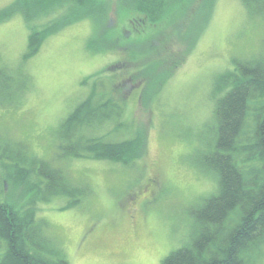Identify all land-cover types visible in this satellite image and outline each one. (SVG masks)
Listing matches in <instances>:
<instances>
[{"label": "rangeland", "instance_id": "1", "mask_svg": "<svg viewBox=\"0 0 264 264\" xmlns=\"http://www.w3.org/2000/svg\"><path fill=\"white\" fill-rule=\"evenodd\" d=\"M13 1L0 0V9ZM108 1L107 30L120 50L92 51L97 24L88 18L50 35L37 54L26 57L30 29L23 16L0 23V68L8 67L14 77L28 80L19 103L4 100L0 105V144L20 146L27 157L37 158L38 165L59 170L64 175L59 182L65 185L91 189L81 197L53 194L37 167L38 174L30 177L35 185L16 188L3 175L0 160V198L14 197L17 206L35 204L37 217L47 222L46 235L64 252L68 264H163L166 256L189 243L190 210L218 189L217 176L198 161L201 153L214 150L215 109L222 96L215 83L235 62L261 56L264 17L249 12L242 0H213L211 17L194 50L173 70L161 93L145 101L141 95L147 80L130 79L138 63L127 64L129 44L147 38L144 48L157 46L145 63L157 61L161 72L174 68L175 55L185 46L174 36L165 44L156 27L143 23V14L119 0ZM119 59L118 66L127 68L122 125L108 120L102 127L88 128L87 135L98 137L107 131L111 141H123L142 133V159L128 166L59 157L60 125L89 97L97 78L102 79L98 85L107 84L110 76L104 70ZM114 78L121 76L115 73ZM100 85L97 97L103 95ZM152 179L159 183L152 184ZM256 264H264V250Z\"/></svg>", "mask_w": 264, "mask_h": 264}, {"label": "trees", "instance_id": "2", "mask_svg": "<svg viewBox=\"0 0 264 264\" xmlns=\"http://www.w3.org/2000/svg\"><path fill=\"white\" fill-rule=\"evenodd\" d=\"M242 1L249 12L264 17V0ZM197 2L199 0H119L122 6L143 14V23L156 27L157 33L163 34L165 44L174 36L185 46L182 53L175 55L174 68L161 72L157 61L145 63L150 55L157 53V46L151 44L144 48L147 38L137 43L141 45L129 44L127 64L138 63L130 79L144 77L147 80L141 95L145 101L161 93L165 81L194 50L204 32L213 0H203L196 8ZM110 11L108 0H14L0 9V23L23 16L30 29L26 53V57H30L39 52L50 35L90 18L97 24L96 38L90 41L92 51L107 52L120 50L107 30ZM184 21L188 22L187 27L183 26ZM121 63L119 59L104 70L110 77L106 85H99L106 99L103 95L97 97V81H102L97 78L89 97L60 125L56 135L59 157L109 160L128 166L142 159L145 152L142 133L123 141H111L107 131L98 137L87 135L88 128L100 124L102 127L108 120H119L118 125H122L123 97L128 94L124 92L123 83L127 79L123 75L127 68L119 67ZM115 73L121 78L115 79ZM217 78L215 87L222 96L215 109L214 150L201 153L198 161L203 170L217 176L218 189L190 210L191 239L186 246L166 256L163 264H256L263 254L264 50L257 60L237 61L233 69ZM27 81L22 76L14 77L8 67L0 68V105L4 100L19 103ZM2 146L0 144L3 175L11 186L24 188L31 183L34 186L30 177L38 174L37 167L39 174L48 178V187L55 190L53 194L81 197L90 193L89 187L77 188L70 182L66 185L59 182L64 177L59 170L38 165L37 158L27 157L20 146L14 147L11 143H7L6 148ZM157 183L154 180V184ZM11 198H0V264H68L64 252L46 235L47 222L37 217L36 205L17 206L14 197Z\"/></svg>", "mask_w": 264, "mask_h": 264}, {"label": "flooded vegetation", "instance_id": "3", "mask_svg": "<svg viewBox=\"0 0 264 264\" xmlns=\"http://www.w3.org/2000/svg\"><path fill=\"white\" fill-rule=\"evenodd\" d=\"M152 184H154V180H152V182H151Z\"/></svg>", "mask_w": 264, "mask_h": 264}]
</instances>
